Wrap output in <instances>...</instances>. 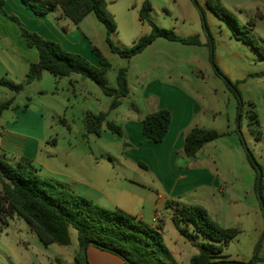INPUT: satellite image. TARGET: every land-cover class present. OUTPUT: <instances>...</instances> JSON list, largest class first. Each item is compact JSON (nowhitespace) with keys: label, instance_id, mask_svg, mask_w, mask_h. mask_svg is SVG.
Returning a JSON list of instances; mask_svg holds the SVG:
<instances>
[{"label":"rangeland","instance_id":"rangeland-1","mask_svg":"<svg viewBox=\"0 0 264 264\" xmlns=\"http://www.w3.org/2000/svg\"><path fill=\"white\" fill-rule=\"evenodd\" d=\"M145 1L106 0L107 9L117 27L111 35L117 47L129 48L141 37L150 34L151 26L139 21V12ZM149 1L152 8L150 17L159 28L174 30L181 37L198 35L201 45H184L158 38L141 54L130 59L122 58L111 51L106 41L105 26L95 14H90L79 26V31L89 37L83 33L89 50L86 51L79 45L72 44V47L82 54H89L90 51L95 58L97 56L92 50L93 46L103 53L112 65L106 76L107 83L112 88L117 86L119 69L127 68L129 85L136 90V96L128 95L118 110L109 111L112 98L106 96L94 81L83 78L87 90L91 93L89 99L92 101L87 105L83 99L72 100L76 105L75 112L68 113V120L73 126L72 133L62 124H59L58 128L48 130L58 141V164L67 163L76 179H93L95 186L103 188L106 194H103V201H98L101 207L123 210L141 217L148 224H153V218L157 214H163L165 224L162 234L167 246L175 250L177 242V246L192 257L198 252L197 249L179 234L172 221V211L167 209L166 212L162 206L163 199L159 198V194L167 197L169 191L162 190L155 183L153 172L138 163L139 155L144 150L139 152V148L131 144L129 139L125 145L127 116L135 112L136 107L146 111L151 106V103L143 100L144 91L156 92L162 100L166 99L172 103L175 102L172 96H166L164 85L183 92L191 97L199 108L192 126L213 129L221 137L207 144L195 158H177V169L179 167L183 171L189 168L202 170L205 185L194 196L185 197L179 207L201 206L222 226L238 229L239 235L229 243L223 254L230 261L248 264L264 235V213L255 192L256 171L248 160L240 138L244 139L257 163L264 169V77L259 76L264 71V60L250 44L234 36L228 23L214 12L212 6L219 3L232 13L236 19L235 29H252L258 43L264 47V0ZM15 15L21 20V14ZM57 22L61 23V20L58 19ZM68 23L72 29H76L77 26L72 22ZM60 26L58 28H61ZM60 31L65 34L63 29ZM72 47L68 48L72 50ZM85 58L91 62V59ZM96 59L99 62L98 58ZM46 77L45 80L30 84L20 95L2 88L0 102L18 96L17 105H27L33 107V110H38L44 105L45 99L53 97L51 93L45 98L37 94L40 85L50 90L54 87V80H59L51 74ZM232 85L238 86V98L231 90ZM87 110L108 113V119L120 126L125 136L115 135L107 128L103 129L100 136H85L83 113ZM253 113L257 115L258 125H251L254 122ZM254 128L255 133L262 132V139L256 138L252 131ZM81 134H84V138L90 137V142L85 146L78 145L79 152L76 156L68 158L70 140H81ZM127 151L132 153H128L131 156L126 157ZM83 154L88 158L87 163L83 161ZM95 198L100 200L98 198H102V195ZM146 199L147 202L144 201ZM161 221L164 220L158 218L157 225ZM176 238H179V241ZM71 240L72 244L66 247L56 244L44 246L24 220L16 217L9 220L8 225L0 222V264H56V259L62 260L64 264H76L71 257L72 252L78 248L75 229H71ZM204 241L203 236L197 239V242ZM262 245L260 258H264V240ZM184 260L181 264H189V261Z\"/></svg>","mask_w":264,"mask_h":264},{"label":"trees","instance_id":"trees-1","mask_svg":"<svg viewBox=\"0 0 264 264\" xmlns=\"http://www.w3.org/2000/svg\"><path fill=\"white\" fill-rule=\"evenodd\" d=\"M22 1L27 9L41 17H46L60 9L62 17L75 25H79L90 14H95L106 28V41L111 51L126 59L141 54L158 38L180 42L184 45H201L198 35L181 37L174 30L159 28L150 17L152 8L149 0H146L140 9L139 21L151 26L150 34L141 37L131 47L124 49L117 47L111 39V35L117 27L113 16L107 9L106 0ZM4 5L5 0H0V12L18 24L25 43L38 50L39 61L29 66L25 82L15 83L1 78L0 87L19 94L26 85L40 80L45 72L55 78L81 75L83 78L94 81L106 96L112 98L109 111L116 110L121 106L123 100L130 93L127 68L119 69L117 86L116 88L110 87L106 76L111 71L112 65L97 47L93 46L92 50L99 60V66L93 65L80 54L67 51L60 43L26 28L15 14L5 11ZM212 9L228 23L238 40L250 44L264 60V47L258 43L252 29L249 28L246 31L235 29L234 15L219 3L217 6H212ZM259 76L264 77V71ZM231 90L238 98L240 94L238 86L232 85ZM240 105L239 101L238 109H240ZM11 108H18L15 105V98L0 103V117L4 111ZM252 117L254 122L251 125H258L257 115L253 113ZM84 125L85 136L88 134L100 136L103 128H107L120 137L125 136L123 129L111 122L106 112L88 111L84 117ZM170 125L171 112L167 109L157 110L143 118L142 132L150 141L161 143L166 137ZM252 131L255 133L256 129L254 128ZM255 134L258 140L262 139L261 131ZM183 137L185 155L188 158H195L207 144L216 141L221 135L213 129L195 125L184 132ZM240 142L243 146L241 138ZM247 157L256 171L255 192L259 199L257 194L259 171L248 153ZM260 168L264 175V169L261 166ZM0 185V222L3 225H8L9 220L16 217L24 220L31 232L44 246L53 244L70 246L72 243L71 229H75L79 246L75 255L76 264H86L83 250L89 242H94L96 248L121 258L125 264H179L165 242L162 224L153 226L123 210L101 207L85 196L62 189L52 180L42 178L31 159L23 157L19 163L13 165L0 157ZM263 191L264 179L261 191L264 199ZM165 206L172 211V221L179 234L189 240L198 251L191 257L190 264L230 261L223 253L229 243L239 235L238 229L222 226L201 206L175 208L169 202H166ZM200 236L205 238L204 242H197ZM257 262L264 263V258H260L258 255L254 264ZM56 264L64 263L60 259H56Z\"/></svg>","mask_w":264,"mask_h":264},{"label":"crops","instance_id":"crops-1","mask_svg":"<svg viewBox=\"0 0 264 264\" xmlns=\"http://www.w3.org/2000/svg\"><path fill=\"white\" fill-rule=\"evenodd\" d=\"M4 9L9 14H21V20L26 28L41 34L47 39L60 43L67 51L70 50L68 47H72V44L79 45L80 48L86 51L89 50L87 42L83 37L84 32L81 33L79 31V26L90 15L79 25L74 24L77 27L76 29H72L69 25L70 23H68L71 21L62 17L60 9L55 10L46 17H41L27 9L22 0H5ZM58 19L61 20V23L57 22ZM59 26L61 28H58ZM61 29L64 30L65 34L63 32L61 33ZM84 35L87 36L85 33ZM87 38L89 37L87 36ZM74 49L72 47V50L69 52L82 54V52ZM91 54L89 51V54L82 55L91 59L90 61L94 65L99 66L97 57L95 58V55ZM38 61V50L29 47L22 39L18 25L10 21L0 12V79L3 78L15 83H23L26 80L29 66ZM47 74L49 73L45 72L40 80H45ZM64 79L67 81H64ZM84 82L86 81L81 75H73L71 77L59 78V80L55 79L53 83L54 87L50 88V90H46L47 88L40 85L37 94L45 98L51 93L53 97L51 99H45L43 101L44 105H41L38 110H33V107L27 105H22V107L17 105L16 101L18 96L9 98L8 100L15 98V105L18 108L6 110L0 117V157L13 165L19 163L23 157L31 159L41 177L52 180L62 189L88 197L100 205L98 201H103V194H106V192L103 188L95 186L93 179L87 178L85 181L76 179L70 172L71 170H69L67 163L58 164L60 160V156L56 151L58 141L53 138V134L48 132V130L58 128V125L62 124L69 133H72L73 126L68 120V113H73L76 109V105L72 100L74 98L79 100L83 99L87 105L92 101L89 99L91 93L87 90ZM29 85H26L22 92L27 90ZM129 87V96H136V90H133L130 85ZM2 88L4 87H0V90ZM163 89L166 96H172L173 102L175 103L166 99L162 100L160 96H157L156 92L148 93V90L147 92L144 91L142 96L143 100L151 103V106L146 111L136 107L135 112L127 116L125 128L127 131V144L129 139L131 144L139 148V152L144 150L139 155L138 163L153 172L152 174L156 178L155 183L162 190L169 191L167 197L159 194V198L163 199L162 206L167 212L166 202L171 203L175 208L179 207V203L185 197H188V195L194 196L205 185L203 183L204 179H202L204 177L202 176V170L195 171L189 168L187 171H183L181 168L178 167L177 169L176 167L178 157H187L184 153L183 133L188 131L194 124L199 108L190 99L191 97L183 92H179L166 85H164ZM162 109H167L171 112V125L164 140L161 143H154L143 135L142 120L147 114ZM87 111H84V113ZM84 113L83 115H85ZM81 135L82 139L77 142H74L72 139L70 140V146L67 149L68 158L72 159L76 156L75 154L79 152L77 149L78 145L85 146L90 142V137L84 138V134ZM133 137H135V140H133ZM128 153L132 154L127 151L125 154L126 157L131 156ZM83 161L88 162L86 155L83 156ZM100 194L102 198H98L100 200H97L95 196L98 197ZM144 201L147 202V199ZM138 218L141 219V217ZM158 218L164 220L160 222V224L164 225L165 216L161 214V216L158 215ZM151 225L157 226V222H153ZM176 240L179 241V238H176ZM78 248L72 252L71 257L74 262ZM169 249L179 264L184 259L185 262L189 261L190 264L191 256H188L183 248L178 247L177 242H175V250ZM87 257L90 264H125L121 258L92 245L87 249Z\"/></svg>","mask_w":264,"mask_h":264},{"label":"water","instance_id":"water-1","mask_svg":"<svg viewBox=\"0 0 264 264\" xmlns=\"http://www.w3.org/2000/svg\"><path fill=\"white\" fill-rule=\"evenodd\" d=\"M239 118H240V113H239ZM242 144H243V147L245 148L246 152L250 156V159L253 162L254 166L259 171V183H258V187H257V194H258V197H259V200H260V203H261L263 212H264V199H263L262 193H261V191H262V183H263V179H264L263 171L260 168L259 164L257 163V161H256L255 157L253 156L252 152L248 149V147H247L244 139L242 140ZM263 240H264V235L260 239L259 243L256 246L255 253H254V257H253L252 261L250 263H248V264H254V262L257 260L258 255H259V252H260L261 245L263 243ZM90 245L96 246V243L89 242V243H87L84 246L83 253H84L85 263L86 264H90L89 261H88V257H87V249H88V247ZM212 264H245V263H240V262H236V261H220V262H216V263H212Z\"/></svg>","mask_w":264,"mask_h":264},{"label":"built area","instance_id":"built-area-1","mask_svg":"<svg viewBox=\"0 0 264 264\" xmlns=\"http://www.w3.org/2000/svg\"><path fill=\"white\" fill-rule=\"evenodd\" d=\"M157 219H158V215H156V217L154 218V223L157 222Z\"/></svg>","mask_w":264,"mask_h":264}]
</instances>
